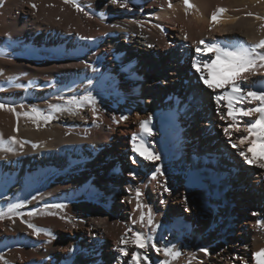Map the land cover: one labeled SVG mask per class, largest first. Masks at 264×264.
Masks as SVG:
<instances>
[{
  "label": "bare ground",
  "instance_id": "bare-ground-1",
  "mask_svg": "<svg viewBox=\"0 0 264 264\" xmlns=\"http://www.w3.org/2000/svg\"><path fill=\"white\" fill-rule=\"evenodd\" d=\"M25 1L0 0V102L20 113L35 106L53 119L39 120L38 127L23 115L17 120L0 110L3 139L15 136L25 142L23 147L11 144V152L0 148V212L6 214L0 218V264H136L133 254L139 256V264H256L251 255L264 248V226L258 225L264 224V168L258 166L264 161V145L249 143L255 137L246 126L258 113L229 114L227 99L217 102L216 97L225 96L229 78L244 91L264 90V69L257 68L253 76L250 69L232 72L220 64L221 73L208 76L203 62L216 54L198 41L230 48L258 43L264 39V0H188L190 8L183 0H76L83 11L61 0L50 3L47 19L45 0L35 1L37 9L34 1ZM218 8L226 11L214 22L211 17ZM64 21L75 24L65 27ZM39 42L37 60L22 52L35 51ZM50 45L62 48L51 50ZM49 55L53 57H45ZM197 57L213 88L193 67ZM240 76L248 80L241 82ZM89 95L94 105L67 104L72 97ZM52 105L62 110L53 111ZM258 105L259 101L235 102L245 110ZM149 117L151 136L140 129V122ZM181 119L186 122L183 129ZM107 125L109 133L104 132ZM116 125L136 126L144 143L153 145L145 156L157 155L158 150L164 165L167 158L174 159L162 168L163 176L154 174L146 189L134 174L124 176L115 168ZM187 133L195 141H187ZM245 136L248 141L241 143ZM191 143L183 148L191 158L183 161L176 147ZM196 143L200 144L194 147ZM249 147L253 151L248 155L257 163L248 164L239 155ZM212 160L232 180L238 165L243 168L245 176L233 180L235 189L226 179H209L211 169L205 163ZM57 204L65 207H52ZM157 204L159 213L153 208ZM14 205L21 206L9 212ZM172 212L175 227L170 224ZM242 215L232 229L227 216ZM21 221L51 235H34ZM135 233L148 241L145 248L131 242ZM121 237L127 242L121 243ZM120 248L127 254L121 255ZM164 249L180 255L173 259Z\"/></svg>",
  "mask_w": 264,
  "mask_h": 264
},
{
  "label": "snow or ice",
  "instance_id": "snow-or-ice-1",
  "mask_svg": "<svg viewBox=\"0 0 264 264\" xmlns=\"http://www.w3.org/2000/svg\"><path fill=\"white\" fill-rule=\"evenodd\" d=\"M73 3L74 6L76 7L77 11H83V8L80 7L78 3H76V0H65V3ZM113 3H117V0H112ZM186 8L193 7V5L189 4L188 0H183ZM121 8H127L128 5L126 3H120L119 5ZM33 8H35V5H32ZM169 7H171V4H169ZM226 9L224 8H218L217 12L213 13L211 19L215 22L217 20V16L220 13L225 12ZM87 15V13H85ZM251 15V13H249ZM103 16V14H101ZM257 19H260V17H257ZM261 28H264V24L261 25ZM187 39V36H185ZM198 44H203L204 45V50L209 51V50H214L215 51V59H209L208 61H204V67L208 69V76H211L213 72L216 74L221 73L220 67H218L220 64H223L224 69L227 71H232V72H243L244 70H251V75L255 76L256 69L257 68H262L264 69V52L258 51L261 49H264V39H261L258 43L248 46V47H235V48H230L227 46H220L219 44L216 43H204V41H198ZM197 53H201V49L197 47L196 49ZM201 63L199 57L195 60L193 63V67L196 68L197 72H200V78L203 80L204 84L207 85L208 88H213V84L209 82V80L206 78L205 73L201 71L200 67L198 65ZM2 75V73H0ZM238 79L243 82L248 80V76H240ZM91 83V81H89ZM19 86V85H18ZM232 91L230 93H226L224 97L217 96L216 100L219 102L221 99H227L228 101V111L229 114L233 112V110L238 111V112H243L244 116L251 117L255 114L258 113V118L253 122L249 121L247 126H246V131L248 132L249 136H254L255 139L249 141L250 144L254 145L257 141H259L262 145H264V90L260 91H244L243 88L241 87L240 83L233 82L231 84ZM63 99V97H61ZM239 100H249L251 101H259V105L257 107H250L247 108L246 110L243 108L235 107V102ZM83 101H88L92 103L93 105L95 104V98L92 96H85L80 99H77L76 97H72L70 100L67 101L68 105H80ZM23 107V105H21ZM53 111H60L59 106L52 105L50 106ZM0 110H4L7 112L13 113L17 120H19L20 116L23 115L24 117H27L32 120L33 123H37V126L39 127L38 121L43 120L45 123L51 121L53 119V116L51 113L48 115H44V113L37 109L35 106H33L29 111H25L23 113L17 112L16 108L13 106H10L8 104L0 102ZM69 111H72L71 109H68ZM96 109L93 107V113H95ZM72 114L75 115V112L72 111ZM121 119H127V117H122ZM223 119V116L221 117ZM235 117H233V120L235 121ZM151 120V117H149L146 120H143L140 122V129L143 133H146L147 135L151 136L152 131L148 127L149 122ZM229 127H232L230 125ZM224 131L227 133L228 128H225ZM245 141H248V137H241L240 142L244 143ZM25 142L20 141L16 139L15 136L9 137L7 141H5L0 135V148H4L6 151H13V148L11 147V144H20L21 147H23V144ZM6 146V147H5ZM39 145L33 144V147H38ZM233 147H236V144L232 145ZM132 148L134 152H139L140 155L144 156V152H140V148H144L143 142H141L138 146L137 144V136L136 134H133L132 137ZM147 149H145L146 151ZM253 149L252 147H249L247 149V152L245 151H240L239 155L243 157L244 161L248 164H254L257 163V161L248 155V153L252 152ZM264 152V148L261 150ZM144 159L147 160H159L160 157L159 155H147L144 156ZM135 162V161H133ZM258 166L260 168H264V161L259 162ZM159 171V170H158ZM155 178V175H153V179ZM165 191H169V189L165 188ZM137 197L141 195L139 190H137L136 193ZM21 205H14L11 208H9V212H12L14 208H18ZM52 207L62 209L65 206L61 204L53 205ZM138 208H142L143 206L138 202L137 203ZM5 213L0 212V218L5 217ZM28 215H36L35 212H30ZM11 219V217H8ZM140 220H144V214L143 212L141 213ZM22 223H27L28 228H30L33 232L34 235L39 236L41 232H45L46 235H51L50 232L36 227L34 224L29 223L27 221H21ZM148 222L149 224L152 223V215H151V210H149L148 213ZM259 226H264V224H261L260 221H258ZM130 231V230H129ZM50 242V241H49ZM121 243H126L127 241L124 239V237H121ZM133 244H136L140 248H145L147 246L148 241H146L141 233H135L133 236V239L131 241ZM153 248H156L155 244L151 245ZM157 252L161 251L159 248L156 249ZM71 251V249H70ZM121 255H126V250L124 248L119 249ZM201 251H204L207 253L206 249H201ZM164 253L166 256L171 255L173 259L179 257L180 253L179 252H174L171 249H164ZM253 259L256 261V264H261V257L264 256V248H261L259 251L254 252L252 254ZM147 259V257H145ZM132 260L136 261V264H139V256L136 254L132 255ZM162 264H168L167 261L162 262Z\"/></svg>",
  "mask_w": 264,
  "mask_h": 264
},
{
  "label": "rangeland",
  "instance_id": "rangeland-1",
  "mask_svg": "<svg viewBox=\"0 0 264 264\" xmlns=\"http://www.w3.org/2000/svg\"><path fill=\"white\" fill-rule=\"evenodd\" d=\"M35 1L36 0H32L33 4L35 5V8L37 9L39 4H37L36 3L37 1L36 2ZM59 1H61V0H57V1L56 0H54V1L53 0H45V7H43V8H45L44 11H43L45 19H47V17H49V15L51 13L50 6H49L50 3L51 4H58V3H60ZM22 2H23V4H25L28 1L22 0ZM40 2H44V0H40ZM46 6L47 7L49 6V7L47 8ZM67 9H69L68 11H70V8L69 7H67L66 10ZM39 10L42 11V8H39ZM39 10H38V12H39ZM59 18H60L59 15L58 16H54V19H56V20H58ZM63 24H64L65 27H70L71 24H75V23H73L72 21H64ZM34 36H37V34L36 35L34 34ZM40 43L41 42H39V44ZM41 48H42V45L40 44L37 47V49L35 51H33V52H28L27 51V48H24V50H26V51H22V52H26L28 54V57L31 58L32 60H37L41 56L40 52L38 51ZM44 48L46 49V47H44ZM60 48H62V45H50L48 47V49H51V50L52 49H54V50L58 49L59 50ZM2 52H5L6 53V51H2ZM11 52H13L14 54H19V52H21V51L13 50ZM45 57L52 58L53 56H50L49 55V56H45ZM145 64H146L145 61L140 59V67H142L143 70H145L144 69ZM52 78H54V77H52ZM56 78H54V80H56ZM163 78H165V77H163V76L160 77V80H161L160 82H164L165 79H163ZM229 81H231V82L229 83ZM189 82H190L189 80L186 81V83H189ZM226 82H227L226 84H228L226 86V87H228L227 88V93H229L228 91H232V88H231L232 80H231V78H229V80H227ZM117 86H119V83H117ZM112 89H113V87H112ZM118 89H119V87H118ZM230 117H231V115H230ZM231 119H233V117ZM180 122L183 123L182 129L185 128L186 122L183 119H181ZM240 125L241 126H244L242 124H240ZM107 127H108V129H106L104 132L109 133L110 132L109 125H107ZM192 127L193 126H188L187 128L190 129ZM116 128L118 129V132L116 133L115 136H116V140H117L118 144H116V147L117 148L114 151V153H112L114 155L113 162H114L115 168L120 173H123L124 176H127V175L128 176L129 175H132L133 176V174H134V176L137 178V184L140 185L141 188L146 189V187H149V185L154 181L153 175L154 174L155 175L156 174H159V177H160V175L163 176L164 173H163V171H161L162 168L164 166L166 167L169 164V162L170 163L171 162L173 163L174 162V159L167 158L168 159V160H166V162L168 163L167 165H164L163 163H161L162 162L161 160H147V159H144V156L145 155L142 156V155L139 154V152H134L133 151V148H132V137H133V134H136V136H137V144H138V146H139V144L141 142H143V144H144V148H140V152H144V154H145V152H146L145 149H147V152H149V151L151 152L152 151L151 147H153V145H151V144L147 145L146 143H144L142 137H140V134H137L136 133V132H138L137 131L138 129H136V126L132 125V126L129 127V126H123V125H116ZM93 131H95V129ZM187 134L189 135V137H187ZM187 134H185V137H186L187 141H190V142L195 141V140L192 139V135L191 134H189V133H187ZM172 143H166V145H164V146L165 147H169V146L171 147L172 146ZM199 144L200 143H196L194 145V147L196 145L198 146ZM182 146L183 147H181V145H179L178 147H176V149H180V154H181L180 156L182 157V160L183 161L190 160L191 157L189 155L188 150H184L183 148L184 147H192L193 144L192 143H191V145L190 144H183ZM156 152H157V155H158L159 154L158 150H156ZM224 152H225V150H223V154H224ZM151 155H153V154H151ZM153 156H155V155H153ZM159 157H160V154H159ZM194 157L196 158V156H194ZM228 158H229V155H228ZM104 160H106V158H104ZM133 161H135V162H133ZM205 165H206V167L207 166H210L209 168L211 169V171L209 172L208 177H209V179L212 182L216 181L217 178L224 179V180L226 179V181L230 184L229 187L232 190L235 189V187H236L235 186V183L233 182V180L235 181V180H237V179L242 178L243 176H245V175H243V176L241 175V173L243 172V168H241L239 165L237 167L236 179H233V180L230 177H227V174L225 173V171H222L223 170L222 166L216 160L208 161L207 163H205ZM202 166H203V164H202ZM96 187H97V185H96ZM245 188L246 187H243V189H245ZM94 189H95V185H94ZM224 201L227 202V199H224ZM234 203H236V202L233 201V204ZM153 208L156 210V213L161 212L160 211L161 210L160 204H157ZM171 215H172V217H170L171 218L170 224L172 226L174 225V227H175L176 226V224H175L176 221L173 218L174 213L172 212V214H170V216ZM179 216L180 217H185V213H181V214H179ZM243 218H244V215H242L240 217H236V218H232L231 216H227L228 223L231 225L232 229ZM238 228L239 227H236L235 230L237 231ZM251 257H252V261H253V256L251 255Z\"/></svg>",
  "mask_w": 264,
  "mask_h": 264
}]
</instances>
